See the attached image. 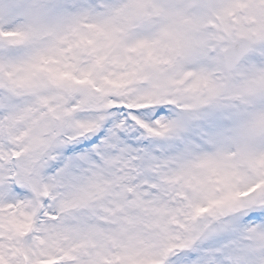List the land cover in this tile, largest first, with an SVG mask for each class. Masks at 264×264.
<instances>
[{"label": "snow or ice", "instance_id": "6c2138e0", "mask_svg": "<svg viewBox=\"0 0 264 264\" xmlns=\"http://www.w3.org/2000/svg\"><path fill=\"white\" fill-rule=\"evenodd\" d=\"M0 264H264V0H0Z\"/></svg>", "mask_w": 264, "mask_h": 264}]
</instances>
